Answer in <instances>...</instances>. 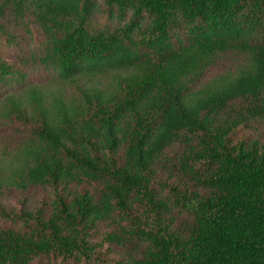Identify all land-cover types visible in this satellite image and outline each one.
<instances>
[{"label": "trees", "instance_id": "16d2710c", "mask_svg": "<svg viewBox=\"0 0 264 264\" xmlns=\"http://www.w3.org/2000/svg\"><path fill=\"white\" fill-rule=\"evenodd\" d=\"M30 74L0 264H264V0H0V85Z\"/></svg>", "mask_w": 264, "mask_h": 264}, {"label": "rangeland", "instance_id": "374dc122", "mask_svg": "<svg viewBox=\"0 0 264 264\" xmlns=\"http://www.w3.org/2000/svg\"><path fill=\"white\" fill-rule=\"evenodd\" d=\"M27 35L29 37H31L30 34L27 33ZM18 45L19 44L12 45L11 46L12 50L16 51L15 48ZM41 70L42 71H46L48 75H50V74H52V75L54 74L55 75L54 71L51 68H47L45 65H38L37 66V71H41ZM55 72H56V70H55ZM32 76H33V74H30V75H28L26 77L12 80V81L8 82V84H6V85H3V86L0 85V97L2 95L6 94L9 91L22 89L23 87L27 86V83L29 84L31 82ZM52 89L54 91L56 89V85L53 86ZM259 123L264 128V120L260 121ZM182 136L185 138L184 139L185 142L179 144L182 148L187 149V150H188V148L190 146L198 148V141L196 139H194V138L192 139L190 136H188L187 133H183ZM188 137H189V139H188ZM176 146H178V145H176ZM176 146H174L172 148H175ZM0 149H1V147H0ZM0 153H1V150H0ZM10 154L11 153L8 154V152H7V154H1L2 156L0 155V157L3 158V159L5 158V160L6 159L8 160L7 157ZM159 166L161 167L164 175H168L167 172L170 171V170L169 171H166L165 169H172V170H175V173H177V174L178 173H181L182 174L183 167H182L181 163H179L178 161H163V160L160 159ZM185 175L187 176L186 173H185ZM186 178H188V177H186ZM0 230H9V231L20 232L22 234H30L29 233L30 230L26 228L24 222H22V221L4 220L2 218H0ZM129 240L137 248L140 247V246H145L146 245V241H143V239L134 238L132 240L131 239H129ZM64 262L69 263V264H84V263H81V262H75V261L70 262V261H67V260H57V261L53 262V264H62ZM33 264H38V263L35 261Z\"/></svg>", "mask_w": 264, "mask_h": 264}]
</instances>
